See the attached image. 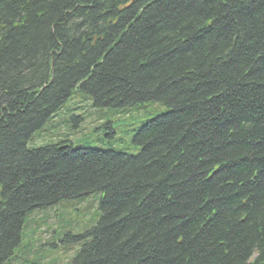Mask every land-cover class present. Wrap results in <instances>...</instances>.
Segmentation results:
<instances>
[{
  "label": "trees",
  "instance_id": "1",
  "mask_svg": "<svg viewBox=\"0 0 264 264\" xmlns=\"http://www.w3.org/2000/svg\"><path fill=\"white\" fill-rule=\"evenodd\" d=\"M74 91L167 111L137 156L29 149ZM96 194L72 264H264V0H0V264Z\"/></svg>",
  "mask_w": 264,
  "mask_h": 264
},
{
  "label": "rangeland",
  "instance_id": "2",
  "mask_svg": "<svg viewBox=\"0 0 264 264\" xmlns=\"http://www.w3.org/2000/svg\"><path fill=\"white\" fill-rule=\"evenodd\" d=\"M80 93L73 92L45 130L38 133L39 136L35 134L28 143L29 149L67 140L72 149L91 147L137 156L140 148L132 144V135L167 111L165 106L156 103L126 109H95L91 107V99ZM88 111L91 114L86 116ZM99 201V194L90 195L60 202L34 215L44 224L32 219L42 226L31 228H39L33 236L27 233L28 236L14 253L16 264H72L84 241L73 242L72 239L83 235L97 223Z\"/></svg>",
  "mask_w": 264,
  "mask_h": 264
}]
</instances>
